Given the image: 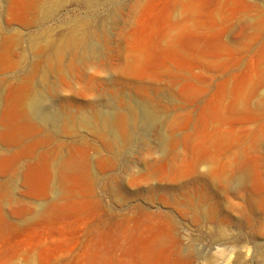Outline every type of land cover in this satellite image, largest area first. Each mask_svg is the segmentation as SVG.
Segmentation results:
<instances>
[{
  "label": "rangeland",
  "instance_id": "obj_1",
  "mask_svg": "<svg viewBox=\"0 0 264 264\" xmlns=\"http://www.w3.org/2000/svg\"><path fill=\"white\" fill-rule=\"evenodd\" d=\"M94 5L0 0V264H264V0Z\"/></svg>",
  "mask_w": 264,
  "mask_h": 264
},
{
  "label": "bare ground",
  "instance_id": "obj_2",
  "mask_svg": "<svg viewBox=\"0 0 264 264\" xmlns=\"http://www.w3.org/2000/svg\"><path fill=\"white\" fill-rule=\"evenodd\" d=\"M58 1V0H57ZM42 2H44V1H42ZM95 2H96V0H86V6L88 7V8H90V9H93L94 8V4H95ZM45 3V2H44ZM65 3V2H64ZM46 4V3H45ZM44 4V5H45ZM57 8V2L56 3H53V2H51V1H49L48 3H47V6L44 8V9H42V14L44 15V16H48V15H51V13L53 12V10H54V8ZM36 16V15H35ZM80 26V25H79ZM83 26V25H82ZM81 27V26H80ZM81 33V32H80ZM41 35V34H40ZM72 35V34H71ZM82 35H83V33H82ZM33 36V35H32ZM84 36V35H83ZM71 37V36H70ZM35 38V37H34ZM77 38V37H76ZM84 38V37H83ZM82 38V39H83ZM69 42V41H68ZM88 42H89V39H88V37H86V38H84V40L82 41V43L85 45V48H86V45H88ZM92 43V42H91ZM93 44V43H92ZM90 46L92 47V45L90 44ZM78 47H79V45H78ZM63 48V47H62ZM61 50V49H60ZM85 51H88V50H86L85 49ZM95 53V52H94ZM23 56H24V54H23ZM22 59V58H21ZM14 60H16V59H14ZM32 93H34V91L32 92ZM42 95L43 94H41V93H37V94H34V95H32V96H30V98L28 99V101H27V110L29 111V113H31L32 115H35V116H37V118L43 123H50V124H52L53 125V123L54 122H56L55 121V113H52V111L51 112H49V111H45V110H43V109H41L42 107H41V102H43L42 101ZM25 96H26V94H25ZM25 96H21V98L22 97H25ZM45 96V95H44ZM44 96H43V98H44ZM23 99H25V98H23ZM23 102V101H22ZM138 103V102H137ZM22 105H23V103H22ZM44 105V104H43ZM46 105V104H45ZM146 105V104H145ZM93 106V105H92ZM139 107H140V105H139ZM44 108H47V107H44ZM49 110V109H48ZM152 110V109H151ZM106 113V112H105ZM141 113V112H140ZM92 115H93V112H92ZM25 116V115H24ZM103 116V115H102ZM106 116V115H105ZM26 117V116H25ZM68 118H69V116H67ZM74 117V116H73ZM81 117H82V115H81ZM83 117H84V115H83ZM93 117H95V115H93ZM92 117V118H93ZM104 117V116H103ZM60 118V117H59ZM132 118L135 120V118L132 116ZM72 119H74V118H72ZM81 118L79 117V120H80ZM83 119H85V118H83ZM88 119H89V117H88ZM106 119H107V117H106ZM155 119V118H154ZM25 120V119H24ZM86 120V119H85ZM151 120H152V114H151V112L149 111V109L148 108H146L145 106H142V121L144 122V123H149V122H151ZM73 121V120H72ZM102 121H103V119H102ZM106 121V120H105ZM25 122V121H24ZM31 122V121H30ZM79 122V121H78ZM73 123H74V121H73ZM91 123V122H90ZM95 123H97V122H95ZM152 123V122H151ZM106 124V123H105ZM39 125V124H38ZM51 125V126H52ZM101 125H102V123H101ZM107 125V124H106ZM54 126H56V124L54 123ZM108 126V125H107ZM106 126V127H107ZM106 127L104 128V129H106ZM56 129V128H55ZM113 129V128H112ZM115 129V128H114ZM116 131V130H115ZM98 136V135H97ZM114 136V135H113ZM130 137V136H129ZM128 137V138H129ZM113 138H115V137H113ZM46 140V139H45ZM45 142V141H44ZM63 145V144H62ZM60 147H61V145H59ZM49 148V147H48ZM55 149V148H54ZM58 149H60V148H58ZM53 152V151H52ZM47 154H49V153H47ZM114 154V153H113ZM116 154V153H115ZM52 155V154H51ZM109 159V158H108ZM63 166V165H62ZM70 170V169H69ZM73 170V169H72ZM200 177V176H199ZM242 177V176H241ZM241 179V178H240ZM239 182V181H238ZM47 184H48V182H47ZM194 186V185H193ZM192 186V187H193ZM190 195V194H189ZM188 195V196H189ZM191 198V197H190ZM189 201V200H188ZM193 209V208H192ZM197 209V208H196ZM174 248V247H173ZM183 254V253H182ZM189 255V254H188ZM144 256V255H143ZM185 258H186V256H185ZM142 261V260H141Z\"/></svg>",
  "mask_w": 264,
  "mask_h": 264
}]
</instances>
